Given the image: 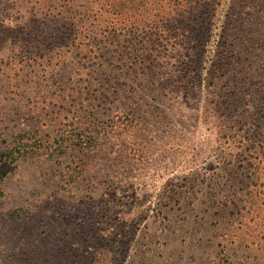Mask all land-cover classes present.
I'll use <instances>...</instances> for the list:
<instances>
[{"label":"rangeland","instance_id":"374dc122","mask_svg":"<svg viewBox=\"0 0 264 264\" xmlns=\"http://www.w3.org/2000/svg\"><path fill=\"white\" fill-rule=\"evenodd\" d=\"M0 264H264V0H0Z\"/></svg>","mask_w":264,"mask_h":264},{"label":"trees","instance_id":"16d2710c","mask_svg":"<svg viewBox=\"0 0 264 264\" xmlns=\"http://www.w3.org/2000/svg\"><path fill=\"white\" fill-rule=\"evenodd\" d=\"M198 4V3H197ZM200 7H203V5H201V4H198ZM197 5V6H198ZM177 6L181 9V7H184V8H188L189 7V5L188 4H186V3H184V4H182L181 5V3H177ZM192 9V8H191ZM193 10H195V8H193ZM133 32V31H132ZM129 35H131V33L129 34ZM155 36L156 35H150L149 37H148V39H149V41H148V43L149 44H154L155 43Z\"/></svg>","mask_w":264,"mask_h":264}]
</instances>
